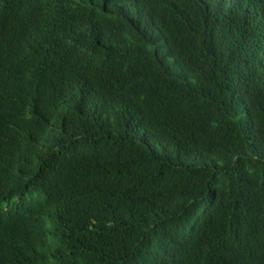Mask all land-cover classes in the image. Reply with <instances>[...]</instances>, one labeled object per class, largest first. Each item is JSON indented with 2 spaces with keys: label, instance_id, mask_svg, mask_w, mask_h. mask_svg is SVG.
<instances>
[{
  "label": "trees",
  "instance_id": "16d2710c",
  "mask_svg": "<svg viewBox=\"0 0 264 264\" xmlns=\"http://www.w3.org/2000/svg\"><path fill=\"white\" fill-rule=\"evenodd\" d=\"M262 14L0 0V264H264Z\"/></svg>",
  "mask_w": 264,
  "mask_h": 264
},
{
  "label": "clouds",
  "instance_id": "9594fccd",
  "mask_svg": "<svg viewBox=\"0 0 264 264\" xmlns=\"http://www.w3.org/2000/svg\"><path fill=\"white\" fill-rule=\"evenodd\" d=\"M259 15V14H258ZM264 17V14L260 15ZM67 33L71 36L72 40L70 41L69 46L65 50V59L68 63V65L72 68L73 72L75 73L76 77L82 81H85V78L83 76L82 66L83 63L81 61H78V55L84 54V47L80 43V41L72 34V32L66 30ZM6 42V41H4ZM13 42L14 49H16V43L17 40H11ZM10 44V43H9ZM35 47L32 43H30L27 46V53L31 54L33 53ZM40 54L35 57V61L38 65V68H40ZM8 204H4V206H0V252L3 249L5 237L8 233V223L3 215V213L7 210ZM46 226L49 229H52L54 226V217L50 215L46 219Z\"/></svg>",
  "mask_w": 264,
  "mask_h": 264
},
{
  "label": "bare ground",
  "instance_id": "6f19581e",
  "mask_svg": "<svg viewBox=\"0 0 264 264\" xmlns=\"http://www.w3.org/2000/svg\"><path fill=\"white\" fill-rule=\"evenodd\" d=\"M99 1V0H98ZM101 3V2H100ZM105 4V3H104ZM238 4H239V2H238ZM101 5V4H100ZM104 11V10H103ZM106 11V10H105ZM107 15V14H106ZM108 16V15H107ZM109 16H111V14L109 15ZM114 16V15H113ZM113 16H111V17H113ZM224 27V26H223ZM157 41V40H156ZM161 52V51H160ZM233 94V93H232ZM10 202V201H9ZM13 203V202H12ZM14 204V203H13ZM11 205V204H10ZM15 206V205H14ZM11 208V207H10Z\"/></svg>",
  "mask_w": 264,
  "mask_h": 264
},
{
  "label": "rangeland",
  "instance_id": "374dc122",
  "mask_svg": "<svg viewBox=\"0 0 264 264\" xmlns=\"http://www.w3.org/2000/svg\"><path fill=\"white\" fill-rule=\"evenodd\" d=\"M187 227H189V225Z\"/></svg>",
  "mask_w": 264,
  "mask_h": 264
}]
</instances>
